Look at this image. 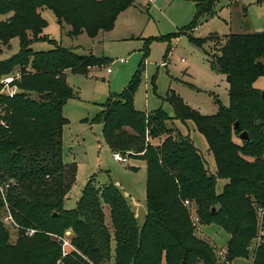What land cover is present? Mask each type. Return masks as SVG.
<instances>
[{
    "label": "trees",
    "instance_id": "16d2710c",
    "mask_svg": "<svg viewBox=\"0 0 264 264\" xmlns=\"http://www.w3.org/2000/svg\"><path fill=\"white\" fill-rule=\"evenodd\" d=\"M217 1L198 2L193 22L172 37L185 35L199 48L215 45L217 53L209 62L225 76L229 105L216 99V114L203 116L173 91L166 99L173 119L192 122L204 137L214 174L189 135L168 125L170 117L161 108L150 113L134 108L141 67L92 120L102 125L103 142L112 153L145 163L146 214L139 226L122 192L113 184L97 187L94 176L75 208L63 207L76 176L75 163L62 159V131L68 124L62 111L75 97L64 72L85 74L105 62L43 36L46 22L40 14L50 10L60 26L69 27L70 38L85 34L93 39L111 31L135 0H0V44L6 46L13 38L19 43L15 56L0 61V79L20 74L18 93L13 98L0 95L8 125H0V182L7 185L5 199L0 194V213L7 211L19 226L11 243L0 219V264H226L250 252L251 264H264V234L254 245L259 228L264 232V217L260 224L256 217V208L264 206V95L254 87L264 77V31L223 39L193 37L197 20L212 16ZM35 42L53 48L35 52ZM242 132L249 140L236 142ZM218 180L226 182L220 193ZM184 201L191 203L200 225L218 226L228 236L225 260L196 236ZM67 230L74 250L63 256L56 238Z\"/></svg>",
    "mask_w": 264,
    "mask_h": 264
},
{
    "label": "rangeland",
    "instance_id": "374dc122",
    "mask_svg": "<svg viewBox=\"0 0 264 264\" xmlns=\"http://www.w3.org/2000/svg\"><path fill=\"white\" fill-rule=\"evenodd\" d=\"M200 1L153 0L147 5L146 0H135L132 7L117 17L111 31L100 33L93 39L85 34L70 38L67 25L60 26L50 10H40L46 22L43 36L55 40L62 48L73 49L80 55L91 54L105 62L88 69L85 74H75L69 70L64 72L65 81L75 97L64 105L65 115L70 121L63 128L62 159L66 164L76 165L75 181L64 198V209L75 208L84 185L93 175L97 187L108 184L116 186L127 199L137 224H143L146 214L145 163L140 158L128 157L126 153L120 154L128 158V163L114 161L113 153L103 142L102 126L92 122L100 112L101 105L110 95L120 93L139 67L140 83L133 99L134 108L145 113L161 108L170 117L168 125L189 135L202 155L208 172L215 173L214 160L207 151L204 137L192 122L182 124L173 119L172 106L166 100L168 91H173L203 116L216 114V99L224 107L229 105L225 76L214 71L209 62L211 55L217 53L215 45L210 42L199 48L190 43L185 35L172 37L193 22L196 5ZM213 12L212 16H201L197 20L191 32L193 37L216 35L223 39L230 34L264 31V0H218ZM51 48L47 42L31 45L35 52ZM18 51L17 38L6 46L0 44V61L12 58ZM120 59L125 62L120 63ZM107 69H110V73H107ZM254 86L264 92V77L259 78ZM5 118L6 113H0V125L3 127L8 126ZM223 183V180L217 181V193H220ZM6 186L0 182V194L4 199ZM184 206L188 209L196 236L210 244L221 261L225 260V232L215 225H200L191 203ZM107 211L105 209L108 224ZM0 219L8 229L10 242L15 243L19 226L7 211L0 213ZM70 236L71 230H67L64 237L56 238L61 243L63 256L74 250ZM252 257L250 252L247 258H236L226 264H251Z\"/></svg>",
    "mask_w": 264,
    "mask_h": 264
},
{
    "label": "built area",
    "instance_id": "2783aa9c",
    "mask_svg": "<svg viewBox=\"0 0 264 264\" xmlns=\"http://www.w3.org/2000/svg\"><path fill=\"white\" fill-rule=\"evenodd\" d=\"M147 5L151 3L153 0H146ZM243 2H248V0H241ZM120 63L125 62L124 60L120 59ZM107 73H110V69H107ZM20 79V74L16 72L15 74H10L7 76H4L0 79V95L5 96L7 98H13L19 91L18 86L16 82ZM0 113H2L0 108ZM262 131H264V127H262ZM112 158L114 161L119 163H128V158L126 156H123L122 154L115 152L112 154ZM184 204L187 206L189 205L188 201H184ZM256 217L258 224L262 222V219L264 217V206L263 207H257L256 208ZM28 233L31 235L34 233V231H28ZM264 234L261 228H259V237L257 238L256 242L259 243L261 236Z\"/></svg>",
    "mask_w": 264,
    "mask_h": 264
},
{
    "label": "crops",
    "instance_id": "0c3cea01",
    "mask_svg": "<svg viewBox=\"0 0 264 264\" xmlns=\"http://www.w3.org/2000/svg\"><path fill=\"white\" fill-rule=\"evenodd\" d=\"M260 1H258V3H259ZM237 3H235V4H233L234 6H235V8L237 7V5H236ZM123 13V12H122ZM119 15H121V13L119 14ZM119 15H118V17H119ZM100 34V33H99ZM99 34L95 37V38H97L98 36H99ZM67 71V70H66ZM65 71V72H66ZM70 71V70H69ZM255 87V86H254ZM255 88H257V87H255ZM257 89H259V88H257ZM66 105V104H65ZM137 110V109H136ZM67 111H69L70 112V109H68ZM139 111V110H138ZM63 116L67 119V120H69L70 118L69 117H67L66 115H65V112H66V108H65V106L63 107ZM81 119H82V116H79ZM70 121V120H69ZM69 121H68V124H69ZM102 126V125H101ZM62 138H63V131H62ZM234 140L237 142V139L236 138H234ZM93 176V175H92ZM92 176H90V177H92ZM90 177H89V179H90ZM88 181V180H87ZM226 182L224 181V183L222 184V187H223V185L225 184ZM222 187H221V189H222ZM221 189H220V191H221ZM227 240H228V236H227ZM227 242V241H226Z\"/></svg>",
    "mask_w": 264,
    "mask_h": 264
},
{
    "label": "water",
    "instance_id": "95a60500",
    "mask_svg": "<svg viewBox=\"0 0 264 264\" xmlns=\"http://www.w3.org/2000/svg\"><path fill=\"white\" fill-rule=\"evenodd\" d=\"M263 95H264V92H263ZM257 124H258V122H257ZM234 127L237 129L238 128V124L235 123ZM238 137H239L240 141H248L249 140L248 134L246 132L240 133Z\"/></svg>",
    "mask_w": 264,
    "mask_h": 264
}]
</instances>
